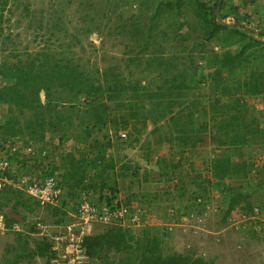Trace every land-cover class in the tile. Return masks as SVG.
Returning <instances> with one entry per match:
<instances>
[{
	"label": "trees",
	"instance_id": "trees-1",
	"mask_svg": "<svg viewBox=\"0 0 264 264\" xmlns=\"http://www.w3.org/2000/svg\"><path fill=\"white\" fill-rule=\"evenodd\" d=\"M242 1L248 5L262 0ZM10 2L0 0V21L5 20ZM16 2L17 6L23 3ZM110 4L113 13L123 9L119 1L110 0ZM124 4H137L138 9L134 14L136 21L130 23L128 16L118 13L119 18L115 19L122 21L120 33L127 30L126 33L146 34L143 21L148 11L151 14L147 17L151 31L145 35L139 54L127 60L125 66L130 72L142 75L156 70L163 77L162 84L150 86L144 81L147 76L133 80L117 62L102 67L84 66L71 55V49L80 43L78 36L68 42L61 38L57 46L54 37L58 32L67 35L68 30L55 21L59 17L52 23L49 18L46 22L40 20L38 30H45L42 37L45 44L39 51L26 48L21 52L14 43L10 47V41L15 42L12 34L0 41L3 53L0 58V150H5L7 141L13 137L25 141L31 138L41 145L38 148L41 154L51 143L55 144L54 137H46L48 133L56 134L60 144L72 139L77 141L70 153L60 156L59 164L58 160L54 161L56 156L51 147L52 153L48 151L44 156L39 153L21 161L24 170L31 161V167L58 175L62 198L58 205H49L48 209L56 218V225L67 226L72 217L66 208L77 205L82 195L98 196L101 202L110 205L118 198V160L112 154L120 147L118 141H128L133 146L135 141H140L144 130L153 126L161 134L159 140L171 147L176 145L185 162H189V150L212 144L222 154L203 160L205 172L195 176L199 182H192L195 189L189 196L186 195L188 183L181 181L179 196L202 209L215 180L232 179L236 183L224 189L227 208L223 222L227 224L234 214L261 215L263 219H253L261 225L260 233L254 229L249 233L264 242V166L250 178L256 163L246 151L252 145L264 148V105L257 109L248 102L259 98L264 104V26L252 23L251 15L242 13L241 3L234 0L221 3L222 17L233 19L227 25L216 15L219 0H214L212 5L200 0H124ZM23 5L29 12L28 3ZM163 12L164 24L160 22ZM183 12L184 18L175 23L174 18ZM185 26L189 31L182 33ZM3 31L0 27V37L4 36ZM216 42L223 43L226 49L216 51L213 46ZM59 46L63 49L59 50ZM125 46L128 48V44ZM122 129L128 131L127 139L114 141ZM149 156L146 153L148 159ZM17 158L18 153L11 160ZM49 158L53 161L47 167L41 166ZM157 163L162 170L160 176L181 166L173 160L168 162L165 157L158 158ZM194 165L195 162H190V166ZM123 167L135 169L132 176L139 178V165L125 163ZM148 174L145 181L149 180ZM131 199L138 197L132 195L124 202L131 204ZM40 206L38 200L21 189L7 186L0 190V212L5 214L9 228L19 221L16 215L25 218ZM7 208L12 214L6 212ZM107 226L102 233L84 235L91 261L80 264H211L203 257H195V253L166 252L164 236L153 227H144L130 240L128 228ZM30 229L29 233L40 232L36 223ZM15 232L18 245H12L16 253L8 259L9 264L36 257L46 259V264H54L53 259L59 254V250L53 249L54 236H60L61 232L36 239L33 247L28 245L26 233Z\"/></svg>",
	"mask_w": 264,
	"mask_h": 264
},
{
	"label": "rangeland",
	"instance_id": "rangeland-1",
	"mask_svg": "<svg viewBox=\"0 0 264 264\" xmlns=\"http://www.w3.org/2000/svg\"><path fill=\"white\" fill-rule=\"evenodd\" d=\"M16 1L11 0L10 8H8L9 11L7 9L4 14L5 20L0 21V27L4 29V36L0 37V41L6 40V35L8 34H12L13 39H15V42L10 41V47L16 44V47L21 49L18 51L21 52L26 48L33 52L39 51L45 44L44 38H42L45 30H38V23L40 20L46 22L48 18L52 23L55 18L59 17L55 21L57 23L59 21L60 27L67 29L68 32L67 35L64 34L65 32H58L57 36L54 37L55 44L58 46L61 38H65V41L68 42L70 39L73 41L76 38L75 36H78L80 43L74 45L71 49V55H75L76 60L84 66L95 67V65H98L102 67L117 62L122 64L123 73H128V77L133 80L141 76H147L144 81L150 83V86L162 84L163 77L156 70L147 71L148 73L142 75L137 71L130 72L129 68L127 69L125 66L127 60L129 62L131 57L139 54L138 50L144 45L143 40H145V35L151 31L148 29V26L151 24L148 18L151 14L148 11L146 19L143 21L146 23L144 24L146 25V29L143 28L146 34L140 35L135 31H128L126 33L127 30H123V33H120L121 28L119 24L122 21H116L115 17L119 18L118 13L121 12L128 16L129 23L136 21L134 14L137 13V4L128 6L124 4V0H116L119 1V5L123 4V9L121 11L116 10L113 13L111 11L112 4H110V0H20L23 3H20L21 5L19 4L18 6ZM200 1L210 5L214 2V0ZM234 1L241 3L240 11L242 13L251 15L250 21L252 23L264 26V0L255 2V4L248 3V5L243 4L242 0ZM24 3H28L29 12L24 10ZM183 18L184 12L174 18L175 23L177 19L182 20ZM232 20V18H228L226 21L231 23ZM160 22L165 23L164 12ZM153 23L156 26V23ZM168 29L171 30L170 33L172 34L171 26ZM187 31H189V28L185 26L182 33ZM127 44L128 48L125 46ZM213 46L218 52L226 49L221 42H216ZM58 49L61 50L63 48L60 47ZM2 55L3 53L0 51V58ZM248 102L256 105L257 109H261L264 105L259 98L248 99ZM159 135H161L160 132L154 131V127L150 126L144 130L139 142L135 141L132 146L131 143L128 144V141H118L120 147L112 153L118 160L116 170L120 183L119 196L122 201H127L130 196L136 194L138 199L134 200V202L143 203L151 211L153 217H157L152 219V222L144 221L140 226H129L128 234H130V240L134 237L135 233L138 234L142 232L144 227L150 226L158 229V232L164 236L165 251L168 253H195V257H203L211 264H263L264 242L259 238L252 237L249 233L251 229L257 230L260 233L261 225L259 226V222L253 219H263V217L261 215L257 217L256 214L251 217L248 215L240 217L239 214H234L227 224L222 220L227 208L225 204L227 197L224 189L236 182L230 178H226L222 182L215 180L211 191L206 196L208 199L202 209L199 205L196 207L191 202L185 199L182 200L178 194L181 181H186L188 183L186 195L189 196L195 189V185L192 182L194 180L199 182L198 179H195V176L198 173L205 172L203 160L221 155L222 150L216 149L212 144L200 146L188 151L189 162H185L176 145L171 147L168 142H161ZM46 137H54L55 143L58 142L60 144L56 134L48 133ZM74 141L73 139L69 141L72 143L71 147H73ZM246 151L252 155L256 163L254 167L255 172L250 176V178H254L258 170L264 166V148L252 145ZM148 152L150 153L149 159L146 157V153ZM21 155L26 154L23 153ZM161 157H165L168 162L169 160H173L176 163H180L181 166L170 169L168 173L165 172L164 176H160L158 174L162 170L158 166L157 160ZM50 160L53 161L52 158H49L46 164ZM57 160L58 164L61 163L62 157L56 158L54 161ZM190 162H195V167L190 166ZM125 163L141 167L139 178L132 176V172L135 169H131L130 167L125 169L123 167ZM13 166L18 169V165L14 161ZM26 172V170H18L19 174ZM146 173H149V180L145 181L144 177ZM79 200L77 205L71 204V207L66 208L72 217L70 219L71 223L67 226L55 224L56 218L50 209H48V206L51 204L41 205L36 212L26 214L25 218L16 215L19 219L18 222H15L10 228L7 225L8 230H0V264H9L8 259L14 258L16 251L12 245H18L16 239L17 233L15 231L26 233L30 241L28 245L31 247L34 246L36 239L44 236L50 237L51 233L55 235L61 232L60 236H54L56 242L53 249L59 250V254L58 258L53 259V262L54 264H67V261L62 258V254L68 245V227L78 223L77 211ZM92 200L94 203L97 202L96 198H92ZM74 208L77 210H73ZM6 212L12 214L10 208H7ZM34 223H36L40 231L39 233H29L31 232L30 227ZM16 225L18 226L17 228H15ZM108 227L105 224H91L90 229H86L84 234H82L83 246L85 247L84 235L102 233ZM77 229L78 233H81L82 227L79 226ZM126 254L118 253V255ZM111 255L113 256L114 254ZM113 258L115 259V256ZM20 264H46V259L41 257L31 260L25 259ZM97 264L105 263L100 262Z\"/></svg>",
	"mask_w": 264,
	"mask_h": 264
},
{
	"label": "built area",
	"instance_id": "built-area-1",
	"mask_svg": "<svg viewBox=\"0 0 264 264\" xmlns=\"http://www.w3.org/2000/svg\"><path fill=\"white\" fill-rule=\"evenodd\" d=\"M122 139L127 137V132H120ZM60 143V142H59ZM39 144L35 142L25 141L20 137H13L7 141L5 150H0V190L7 186L15 189H21L28 195L39 201L41 205H58L63 194V188L60 186L56 175L45 174L43 170H38L30 173L19 175L18 169L13 166L10 161V156L17 153H25L27 157L38 155ZM71 142L63 144H50L53 154L59 159L60 156L69 152ZM44 150L43 154L47 155L52 151ZM49 151V152H48ZM42 156V157H43ZM34 163V162H33ZM47 167V164L41 165ZM89 194L82 195L79 200L77 218L78 223L68 227V245L63 251L62 258L67 261V264L88 263L90 255L83 246L82 234L86 229H90L91 224H105L118 226H140L149 221V214L140 204H127L120 196L113 200L110 205L107 202H101L97 197V202L94 203ZM81 226V233H78V227ZM18 226L16 225L15 228ZM77 227V228H76ZM0 230H8L5 214L0 212Z\"/></svg>",
	"mask_w": 264,
	"mask_h": 264
},
{
	"label": "clouds",
	"instance_id": "clouds-1",
	"mask_svg": "<svg viewBox=\"0 0 264 264\" xmlns=\"http://www.w3.org/2000/svg\"><path fill=\"white\" fill-rule=\"evenodd\" d=\"M223 20H224V22H226V23L229 24V22L226 21L227 19H224V18H223ZM123 131H126V132H127V136H128V131H127V130H124V129L120 130V131H119V134H120V132H123ZM119 139H120V140H126L127 137H126L125 139H122L121 136L119 135V137H116L114 141L119 140ZM71 146H72V143H71ZM71 146H70V147H71ZM12 156H13V155H12ZM12 156H10L9 158H10V161L12 162V164H13V161L11 160V157H12ZM25 157H27V156L23 155V158H25ZM18 174H19V173H18ZM19 175H21V174H19ZM97 198H98V196H97ZM132 203H134V204H140V203L137 202V201H136V202L132 201ZM142 204H143V203H142ZM142 204H140V205L143 206V208H144V209L146 210V212L149 214V222H152L151 220L154 219V218H157V217H153V214L151 213V211H150V210H149L144 204H143V205H142ZM169 215H171V213H169ZM150 224H152V223H150ZM153 225H154V223H153ZM121 227H123V226H121ZM123 228H128V226L123 227Z\"/></svg>",
	"mask_w": 264,
	"mask_h": 264
},
{
	"label": "crops",
	"instance_id": "crops-1",
	"mask_svg": "<svg viewBox=\"0 0 264 264\" xmlns=\"http://www.w3.org/2000/svg\"><path fill=\"white\" fill-rule=\"evenodd\" d=\"M48 139H51V137H47ZM28 139V138H27ZM28 141L29 142H34V141H32L31 140V138L30 139H28ZM75 143L77 142V141H74ZM51 143V142H50ZM41 146V145H40ZM24 158H23V155H21L20 153H18V158L16 159V160H14V163L16 162L17 163V165H18V168H19V170H24V164H23V162H21L22 160H23ZM31 161L28 163V167H25L26 169H30V167H31ZM22 166V169L20 168ZM36 168L37 167H31V169H30V171H28V172H26V173H30V172H32V171H35L36 170ZM25 169V170H26Z\"/></svg>",
	"mask_w": 264,
	"mask_h": 264
},
{
	"label": "water",
	"instance_id": "water-1",
	"mask_svg": "<svg viewBox=\"0 0 264 264\" xmlns=\"http://www.w3.org/2000/svg\"><path fill=\"white\" fill-rule=\"evenodd\" d=\"M222 1H223V0H219V4H218V6H217V8H216V15H217V18H218V20H219L220 22L225 23V25H227L228 23L224 22L223 17H222V14H221V3H222ZM41 96H42V98H43V100H44V99H45V93L42 92V93H41Z\"/></svg>",
	"mask_w": 264,
	"mask_h": 264
}]
</instances>
